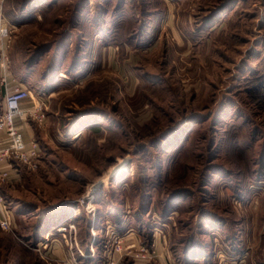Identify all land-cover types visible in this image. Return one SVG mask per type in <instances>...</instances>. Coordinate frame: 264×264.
Masks as SVG:
<instances>
[{
	"label": "rangeland",
	"instance_id": "obj_1",
	"mask_svg": "<svg viewBox=\"0 0 264 264\" xmlns=\"http://www.w3.org/2000/svg\"><path fill=\"white\" fill-rule=\"evenodd\" d=\"M0 30V118L18 82L47 117L0 264H264V0H0Z\"/></svg>",
	"mask_w": 264,
	"mask_h": 264
},
{
	"label": "built area",
	"instance_id": "obj_2",
	"mask_svg": "<svg viewBox=\"0 0 264 264\" xmlns=\"http://www.w3.org/2000/svg\"><path fill=\"white\" fill-rule=\"evenodd\" d=\"M2 35L0 30V38ZM4 79L2 78L1 82ZM3 98L0 118V181H5L9 177L10 169L17 170L12 167V161L24 165L29 170L37 168L40 147L34 139H25L17 124L19 121L25 122L29 119L42 126L47 118L44 100L40 99L34 103L31 91L21 82L9 88L5 86ZM12 224V211L0 195V229L4 232L10 231Z\"/></svg>",
	"mask_w": 264,
	"mask_h": 264
},
{
	"label": "crops",
	"instance_id": "obj_3",
	"mask_svg": "<svg viewBox=\"0 0 264 264\" xmlns=\"http://www.w3.org/2000/svg\"><path fill=\"white\" fill-rule=\"evenodd\" d=\"M17 125H18V129L22 130L25 139L32 138L33 130H31L30 127L27 124H25V122L19 121Z\"/></svg>",
	"mask_w": 264,
	"mask_h": 264
},
{
	"label": "bare ground",
	"instance_id": "obj_4",
	"mask_svg": "<svg viewBox=\"0 0 264 264\" xmlns=\"http://www.w3.org/2000/svg\"><path fill=\"white\" fill-rule=\"evenodd\" d=\"M84 123V122H83Z\"/></svg>",
	"mask_w": 264,
	"mask_h": 264
}]
</instances>
